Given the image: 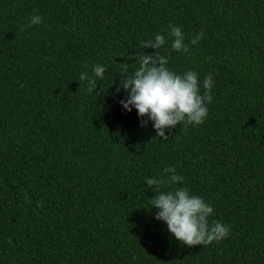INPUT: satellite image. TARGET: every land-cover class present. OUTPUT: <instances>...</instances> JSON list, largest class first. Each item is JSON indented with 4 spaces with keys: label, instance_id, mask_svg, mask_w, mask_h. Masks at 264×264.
Masks as SVG:
<instances>
[{
    "label": "trees",
    "instance_id": "1",
    "mask_svg": "<svg viewBox=\"0 0 264 264\" xmlns=\"http://www.w3.org/2000/svg\"><path fill=\"white\" fill-rule=\"evenodd\" d=\"M155 34L170 71L213 81L203 123L167 140L116 91ZM165 167L183 181L147 186ZM179 187L226 238L188 247L154 219ZM0 264H264V0H0Z\"/></svg>",
    "mask_w": 264,
    "mask_h": 264
},
{
    "label": "clouds",
    "instance_id": "2",
    "mask_svg": "<svg viewBox=\"0 0 264 264\" xmlns=\"http://www.w3.org/2000/svg\"><path fill=\"white\" fill-rule=\"evenodd\" d=\"M42 19L33 15L31 25H38ZM171 44L169 53L189 51L184 43L181 29L175 25H169ZM203 32L194 37L191 43L195 44L202 38ZM165 44V37L155 34L153 38L144 40V49L152 48L156 51L152 54L144 53L138 59V68L129 74L125 68L120 72V85L116 91L122 88L126 95L120 100L123 110L137 111L140 127H146L148 122L156 132V137L167 140L165 129H172L177 124L199 125L208 115L207 103H211V88L213 81L211 76L203 80L204 92L201 94V85L198 82L197 73L189 70L183 75L170 71L166 65L168 56L160 55L158 50ZM106 71L105 66L96 65L92 69L93 76L82 72L80 81H87L88 92H93L97 87V78H102ZM146 117L147 119H143ZM163 177L146 178L145 183L149 187L157 189L165 184L176 185L183 181V177L176 173L174 167H165ZM39 206V205H38ZM150 208L158 211L154 219L167 225L168 233L183 245L188 247L196 245H208L213 241L224 239L229 234V228L220 223H209V216L213 212L210 204L202 198L191 195L187 188L179 187L171 191L158 190L153 196Z\"/></svg>",
    "mask_w": 264,
    "mask_h": 264
}]
</instances>
